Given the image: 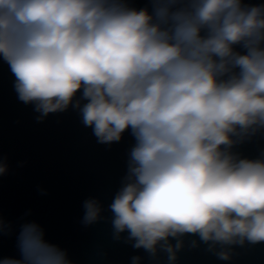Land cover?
Listing matches in <instances>:
<instances>
[{
	"label": "clouds",
	"instance_id": "9594fccd",
	"mask_svg": "<svg viewBox=\"0 0 264 264\" xmlns=\"http://www.w3.org/2000/svg\"><path fill=\"white\" fill-rule=\"evenodd\" d=\"M150 5L0 0V57L38 121L66 110L82 90L87 102L73 106L99 143L131 129L128 172L109 206L115 238L127 232L153 264L161 252L176 264L181 238L196 235L209 251L220 245L214 254L227 261L231 246L264 243V158L232 151L264 130V4ZM84 208L85 225L100 218L98 201ZM17 240L20 258L0 264H71L36 223L23 224Z\"/></svg>",
	"mask_w": 264,
	"mask_h": 264
},
{
	"label": "water",
	"instance_id": "95a60500",
	"mask_svg": "<svg viewBox=\"0 0 264 264\" xmlns=\"http://www.w3.org/2000/svg\"><path fill=\"white\" fill-rule=\"evenodd\" d=\"M137 9L150 0H127ZM15 76L0 57V261L20 258L18 235L25 223H36L44 239L67 253L71 264H148L143 249L127 242V232L115 238L109 206L123 186L129 153L136 141L131 129L118 142L99 143L93 128L83 123L82 90L64 111L49 113L42 120L34 104L18 99ZM94 199L100 218L85 225L84 203ZM10 226V230L7 228Z\"/></svg>",
	"mask_w": 264,
	"mask_h": 264
}]
</instances>
